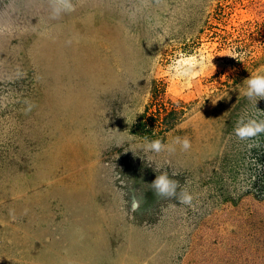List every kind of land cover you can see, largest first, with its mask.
<instances>
[{"label":"rangeland","instance_id":"rangeland-1","mask_svg":"<svg viewBox=\"0 0 264 264\" xmlns=\"http://www.w3.org/2000/svg\"><path fill=\"white\" fill-rule=\"evenodd\" d=\"M71 3L0 0V264H264V134H234L257 111L264 0ZM180 54L210 58L188 89ZM129 133L137 151L112 146ZM175 136L191 149L139 151ZM164 170L194 208L156 194Z\"/></svg>","mask_w":264,"mask_h":264},{"label":"clouds","instance_id":"clouds-1","mask_svg":"<svg viewBox=\"0 0 264 264\" xmlns=\"http://www.w3.org/2000/svg\"><path fill=\"white\" fill-rule=\"evenodd\" d=\"M58 2L61 5V8H58L56 10L57 12L61 10L71 11L73 8L71 0H58ZM210 67V58L206 55L198 56L196 54H180L179 57L169 65L168 75L174 84H179L182 89H188L193 86V81L203 77L208 72ZM243 85L244 96L250 101L255 98L257 111L255 114L242 115L238 119L234 128V134L239 140L247 141L264 134V110L257 107L258 100L264 98V73H251L250 77L244 80ZM204 95L205 98L212 97L213 103L217 101L211 91L205 92ZM137 114L138 113H133L132 115L137 116ZM126 117L129 123L135 121L130 116ZM109 139L114 141L112 146H120L128 142L130 147L137 151V148L133 147V144L136 143L135 137L130 133L126 137H110ZM177 146H179L180 150L187 152L191 149L192 143L188 136H175L169 142H164L160 138L149 140L145 137L144 141L138 145L139 151L145 153L144 156L149 162L154 163L155 161L152 159V156H156L161 153H174L177 150ZM249 146L251 147L252 145ZM165 163L168 164L167 161H165ZM155 167L157 170L166 169L163 165ZM177 173L178 172L173 171L170 176L167 170L160 171L155 180L152 182V188L160 197H175L179 200V204L194 208V200L196 198L193 193L180 186L179 181L172 178ZM116 179L117 177L115 178V181ZM140 207L141 200L134 197L131 201V210L135 212L139 210ZM77 231L79 232L80 230ZM80 238H83L82 234Z\"/></svg>","mask_w":264,"mask_h":264},{"label":"bare ground","instance_id":"bare-ground-1","mask_svg":"<svg viewBox=\"0 0 264 264\" xmlns=\"http://www.w3.org/2000/svg\"><path fill=\"white\" fill-rule=\"evenodd\" d=\"M23 23V22H22ZM77 25H80V24H77ZM71 29H75V27H73V24L71 25V27H70ZM85 28V27H84ZM5 42V41H4ZM6 55V54H5ZM5 57V56H4ZM9 62V61H8ZM2 63V62H1ZM41 65V64H40ZM9 67V66H8ZM73 150V149H72Z\"/></svg>","mask_w":264,"mask_h":264}]
</instances>
